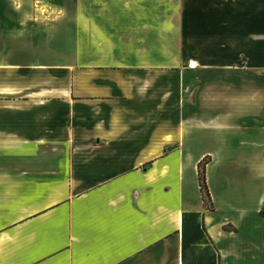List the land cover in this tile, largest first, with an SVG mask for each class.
Instances as JSON below:
<instances>
[{
	"label": "crops",
	"instance_id": "crops-1",
	"mask_svg": "<svg viewBox=\"0 0 264 264\" xmlns=\"http://www.w3.org/2000/svg\"><path fill=\"white\" fill-rule=\"evenodd\" d=\"M263 208L264 0H0V264H264Z\"/></svg>",
	"mask_w": 264,
	"mask_h": 264
},
{
	"label": "trees",
	"instance_id": "trees-1",
	"mask_svg": "<svg viewBox=\"0 0 264 264\" xmlns=\"http://www.w3.org/2000/svg\"><path fill=\"white\" fill-rule=\"evenodd\" d=\"M204 158L197 166L198 168V185L199 191L201 194V201L204 205L205 199L210 203L209 193L207 190L206 182H205V166L209 162ZM200 167L202 170L200 172ZM264 210V208H263ZM261 211V214L264 216V211ZM199 217L197 213H185L182 216V245L183 249L187 244L195 241H199L203 235H205V230L202 224V221L197 222L196 218Z\"/></svg>",
	"mask_w": 264,
	"mask_h": 264
},
{
	"label": "rangeland",
	"instance_id": "rangeland-1",
	"mask_svg": "<svg viewBox=\"0 0 264 264\" xmlns=\"http://www.w3.org/2000/svg\"><path fill=\"white\" fill-rule=\"evenodd\" d=\"M205 160H208L207 158L205 159ZM209 161V160H208ZM200 172H201V170H202V167H200ZM206 209H208L209 208V202L205 199V201H204V205H203ZM196 221L197 222H200L201 221V215L199 214V217L198 218H196ZM201 242H205V239L204 238H202L201 239Z\"/></svg>",
	"mask_w": 264,
	"mask_h": 264
}]
</instances>
